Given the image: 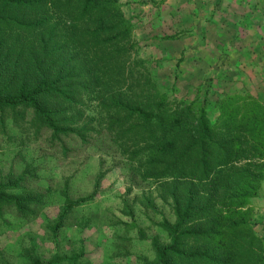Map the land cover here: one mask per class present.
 Returning <instances> with one entry per match:
<instances>
[{
  "label": "trees",
  "instance_id": "16d2710c",
  "mask_svg": "<svg viewBox=\"0 0 264 264\" xmlns=\"http://www.w3.org/2000/svg\"><path fill=\"white\" fill-rule=\"evenodd\" d=\"M141 48L121 0H0V128L7 134L9 125H28L37 136L47 130L57 144L76 137L150 185L146 206L156 211L160 201L173 221L158 224L165 237L152 238L153 256L143 264H264L253 205L264 188V93L217 88L211 100L213 85L202 81L194 99L178 98V72L163 91ZM16 175L9 170L0 181L1 218L10 207L18 219L10 229L37 217L33 207H58L56 218H47L57 252L44 260L31 246L18 263L94 264L84 248L62 253L58 238L75 223L74 209L95 198L105 172L95 191L78 199L68 181L33 193V172ZM125 209L133 219L127 203ZM83 221L86 228L90 220ZM0 264L13 263L0 252Z\"/></svg>",
  "mask_w": 264,
  "mask_h": 264
},
{
  "label": "rangeland",
  "instance_id": "374dc122",
  "mask_svg": "<svg viewBox=\"0 0 264 264\" xmlns=\"http://www.w3.org/2000/svg\"><path fill=\"white\" fill-rule=\"evenodd\" d=\"M123 2L126 1L123 0ZM198 3H200L199 0H173L170 5H166L168 6L167 16L161 15V18L154 17L153 11L155 8L162 7L163 1L158 6L150 4V8L144 15L138 14L137 8H135L136 35L141 42L142 58L154 63L156 73L162 78L161 88L165 92L171 88L172 76L178 72L179 79L176 89L178 98L194 99L202 81H205L206 85L209 83L213 85L211 100L214 99L213 92H219L217 90H221V88V91H230L231 93H238L244 88L253 91L254 86L251 83L247 82L246 85L243 80L238 78L239 75L234 73L233 63L228 64L229 56L235 58L237 48L232 49V46H228L229 34H226L227 27L224 25L234 22L224 13H221V16L217 18L220 22L219 25L224 27L225 32L223 33L226 35L225 46L219 47L215 40L217 36L212 26L213 22L211 18L202 13ZM144 4L147 5L146 2ZM204 6L205 9L209 7ZM220 7L228 8L225 2ZM171 10L174 11V14L170 13ZM232 25H234L231 27L232 30H235L237 24ZM169 36H174L175 40L165 43V37ZM230 49L232 50L230 51ZM180 58L181 66L176 69V62ZM227 67L229 68L228 72ZM246 67L243 66L244 70L239 67L238 70L246 73ZM247 69L249 70V68ZM212 78L213 80L210 81ZM219 80L220 82H218ZM210 115L214 119L216 111L210 108ZM30 117L28 113L27 119L29 120ZM11 128L12 125H9L7 134L0 128V180L4 179L9 170H13L17 177L16 174L22 171L24 166L29 167L30 165L32 169H35L36 165L43 164L42 168L45 170L38 167L39 175L29 179L28 186L31 187L33 193L43 191L41 186L45 183L55 187L59 182L58 178L74 176L76 180L72 185L71 195L78 198L89 194L93 189L94 180L99 171L98 161L100 158L106 161L104 168L116 171L106 176L102 184L104 190L94 203L76 209L73 213V216L78 218H93L92 223L101 221L105 223L104 220L106 223L109 221L117 223L114 234L113 230L105 226L104 237L100 240V235H97V232L88 229L85 234L87 239L82 245L80 233L76 235L75 232H69L66 237L68 240L59 244L62 253H80L84 248L86 258L94 264L105 262L108 264H143L144 258L149 259L153 256L152 238L157 235L165 237L160 232L158 224L164 217L170 221H173V217L169 209L160 201L157 202L156 211L146 206L144 197H152L150 185L142 184L135 181L134 177L123 174L115 167L117 158L96 156V154L99 155L96 149L92 150L93 148L90 146L82 145L76 137L62 140L57 144L50 138L51 134L47 130L37 136L35 128L28 125L23 130L14 129L13 131ZM105 140L106 138L103 136L100 148H105ZM64 150L68 152L67 155L63 153ZM101 154H105V152L101 151ZM81 155H89V158L82 160ZM84 168L87 172L83 174L81 170ZM52 176H56L57 179H52ZM77 177L82 179L78 178L77 180ZM56 180L58 181L56 182ZM126 198L134 211L133 219L122 211L123 200ZM4 210L7 220L13 222L15 210L10 207ZM47 212L48 215L54 217L56 211L49 209ZM131 221L134 222L136 228L130 227ZM118 222H123L125 225H119ZM44 224L33 220L28 226L11 232L4 224L0 223V252H4L13 264H19V254L34 246L44 260H50L57 250ZM139 230L143 231L144 238L140 236Z\"/></svg>",
  "mask_w": 264,
  "mask_h": 264
},
{
  "label": "crops",
  "instance_id": "0c3cea01",
  "mask_svg": "<svg viewBox=\"0 0 264 264\" xmlns=\"http://www.w3.org/2000/svg\"><path fill=\"white\" fill-rule=\"evenodd\" d=\"M125 1L126 2H123V0H121V3L123 4V7H124L125 14L129 18H132L134 21V24H135V8H137L138 14L144 15L145 12L150 8V4H153V6H156V5L158 6L163 1L164 5H161L162 7H160V8H155L153 11V15H155L154 17L159 16V18H161V15H163V17L167 16L166 14L168 13L167 12L168 6H166V5H170V3L173 0H125ZM199 1H200V3H198V5L201 7L202 13L204 15H207L208 18H211V20L213 22L212 26H213V29H214L216 36H217V38H215V40H217L219 47L225 46L224 45V39H225L226 35L223 33V32H225V30H223V28L227 27V31H229V32L226 31V34H229L228 46H232L231 47L232 49L235 47L237 48L235 51V58H232L230 56L228 58V60H229L228 63H231V64L233 63L234 71H235L234 73L239 75L238 78L240 80H243L246 85H247V82H249V84L251 83V85L254 86L253 91L248 90L249 92H251L254 95H256L257 92H263L264 93V0H199ZM144 2H146L147 5H145ZM224 2L228 6L227 9L224 7L223 8L220 7L222 5V3H224ZM204 5H207L209 7H207L205 9ZM170 13L174 14V11L171 10ZM221 13H224L226 16H229L231 21L234 22L235 24H237V26H235L236 27L235 30H232L233 28H231V27L232 26L234 27V25H232L234 23H231V22H228L226 25H224V27L219 25L220 22L217 20V18L219 16H221ZM216 24H218V25H216ZM221 27H222V30H221ZM166 42L170 43L171 41H165V43ZM232 49H230V51ZM243 66H245V67L247 66L246 67V73L242 72V70H241V72H240V70H238L239 67L244 70ZM247 68H249V70ZM252 73H253V75H252ZM242 75H243V77H242ZM251 77H252V79H250ZM257 77H258V79H257ZM256 79L258 80V82ZM63 153L65 155H67L68 152L65 153V151H64ZM100 155H103V157H106V156L108 158L110 157V159L112 158V156H108L107 154H101V153H99V155L96 154V156H98V157H100ZM82 156L83 155H81L82 160L89 158V155H85L83 157ZM105 164H106V161L103 158H100V160L98 161V168H99L98 175L100 174L101 171H103V172H105V176L100 181V186L97 190V195L95 196L94 199L87 201L85 204H83L80 207L75 208L74 211L76 209H79V208H84L89 203H94L96 198L102 194V191L104 190V188H102V184H103V181L105 180L106 176L107 175L109 176L110 174L116 172L115 170L113 171V170L104 168ZM35 167H36L35 169H32L30 167V165H29V167L24 166L22 168L21 174L25 171V172H33V176H38L39 175L38 174V167L41 170H45V168H42V167H44L43 164L36 165ZM117 169H119V168H117ZM81 171L83 174L85 172H87V170H85V168L82 169ZM120 171L123 174L125 173L122 170H120ZM8 174H9V172L5 175V177H7ZM98 175L96 176V178L94 180L93 189L90 190V193L87 195H84V196H79L78 198L86 197L95 191V182L98 178ZM78 178L82 179L81 177H77V180H78ZM52 179H57V178H56V176H52ZM58 180H59V182H58L57 186L53 187V186L45 183L42 186L43 191L36 192V193L45 192V188L48 186L53 187L54 189L55 188H63L65 185V182L68 181V193L72 197L71 188H72V185L75 183L76 178H74V176L73 177L68 176V177L58 178ZM58 180H56V182ZM23 186H26V182L24 183ZM29 192H32V189H30ZM72 198L78 199L75 197H72ZM125 203H127L128 207L132 210V207L129 203V200L126 198L125 200H123L122 211L124 213H126V211H127V209H125ZM253 205L256 209V222H257L256 232L264 240V188H263V193H262L261 197L255 199L253 201ZM33 209L37 212V214H38L37 217L27 215L26 218L28 219V222L23 223V225H21L19 227L17 226V228L15 227L16 228L15 230L10 229L8 227V224H10V223L15 224L18 222L16 215H14L13 222H9V220H7L6 214L3 217L4 220L1 218V215H0V220H1L0 223L4 224L8 228V231H11V232H16L20 228L28 226L33 220L38 221L39 223L40 222H42L43 224L45 223L44 227L48 230L50 238L53 240L54 245H55V240L52 238L51 233H50L49 228H48V219H55L56 218V216L58 214V207L52 205V206H49V207L44 209L40 206H36V207H33ZM49 209L56 211L54 217L47 214L48 213L47 210H49ZM43 211H45L44 214H43ZM127 215H129V214H127ZM71 219L72 220L75 219V223H72V221L70 220L71 225H68V226L64 227L63 229H61V231L59 233V238H58L59 244L62 241L68 240L66 237H68L69 232H75L76 235L80 233V235H81L80 240L84 242V240L86 241V239H87L85 234H86L88 229L94 230L95 232H97V235H100L99 239L102 240V238L104 237V233H105L103 229L108 227L110 230H113V234H114V231L117 228V223H114L112 221H109V223H106V220H104L105 223L103 221H101L100 223L99 222L92 223L93 218H88V217L78 218L77 216H73ZM83 219H85V221H86V219L90 220L89 225L86 228L81 227L79 225V223L82 222ZM76 222H78V223H76ZM118 224L119 225L120 224L125 225L123 222H118Z\"/></svg>",
  "mask_w": 264,
  "mask_h": 264
}]
</instances>
